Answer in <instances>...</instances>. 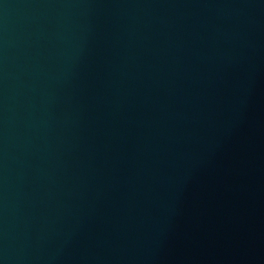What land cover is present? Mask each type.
<instances>
[{
  "label": "water",
  "instance_id": "obj_1",
  "mask_svg": "<svg viewBox=\"0 0 264 264\" xmlns=\"http://www.w3.org/2000/svg\"><path fill=\"white\" fill-rule=\"evenodd\" d=\"M0 264H264V0H0Z\"/></svg>",
  "mask_w": 264,
  "mask_h": 264
}]
</instances>
